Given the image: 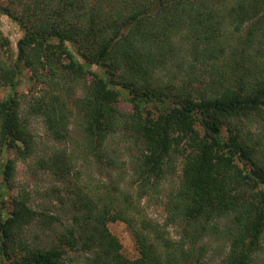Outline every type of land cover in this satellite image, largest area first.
Returning a JSON list of instances; mask_svg holds the SVG:
<instances>
[{"label":"trees","instance_id":"obj_1","mask_svg":"<svg viewBox=\"0 0 264 264\" xmlns=\"http://www.w3.org/2000/svg\"><path fill=\"white\" fill-rule=\"evenodd\" d=\"M0 14L24 32L17 56H0V91L9 90L0 99L2 202V187L15 178L9 151L35 153L18 93L27 71L28 115L41 118L56 143L75 144L111 167L117 161L108 141L124 133L138 152L139 199L158 192L180 159V183L166 197L167 221L180 224L182 244L194 247L218 234L230 242L228 264H251L264 246V137L252 129L264 135V0H5ZM179 42L188 58L179 57ZM0 50H12L1 30ZM168 53L185 72L161 86L156 73ZM121 100L134 112L121 111ZM73 106L84 120L81 145L71 130ZM37 165L62 179L74 171L65 151ZM86 189L66 187L69 198L61 203L72 222L59 244L44 247L29 246L23 230L59 218L22 197L11 212L0 201V264H65L70 250L90 264H179V257L188 263L192 248L182 245L179 256L161 250L172 242L130 190ZM116 222L131 229L138 258L124 255L108 227Z\"/></svg>","mask_w":264,"mask_h":264},{"label":"rangeland","instance_id":"obj_2","mask_svg":"<svg viewBox=\"0 0 264 264\" xmlns=\"http://www.w3.org/2000/svg\"><path fill=\"white\" fill-rule=\"evenodd\" d=\"M5 0H0L2 3ZM0 30L10 40L12 45L11 51L0 50V56L2 59H8L9 55L14 54L17 56L18 48L17 44L19 40L24 37V32L21 30L19 25L11 21V19L5 15L0 14ZM180 50L182 51L181 56L184 55L182 43ZM179 53L176 51L175 55ZM174 54H169L168 63L163 69L157 71L156 75L158 82L161 86H165L173 76L181 77L185 71V67H177V63L180 61L174 58ZM190 56V55H189ZM182 58V57H181ZM183 65V64H182ZM200 71V70H198ZM31 76L30 72L25 71V79H23L21 86L19 87L18 93L25 99H22L25 103V109L23 115L30 123V132L34 139L35 153L32 155L23 156L17 151H9L7 157L11 160L16 161L15 178L10 184L4 185L3 196L4 201L1 206L7 212H11L13 208V200L15 198H25L28 200L30 207L39 212L54 217H58L59 220L53 221L52 224H46L41 226L38 222L32 226H28L23 230L22 238L29 246H40L44 247L48 244H59V237L61 233H66L67 227L71 224L70 211L67 207L61 203L63 200L67 201L69 195L67 194L66 187L70 186L71 189L79 186L89 192L94 190L90 194H96V189L99 187L107 188L115 187L119 185L122 189H128L123 191H131L135 196V202L140 207L144 216L156 222L157 226H161L162 231L166 233V237L172 242V247L169 249L161 248L165 252H175L180 255L178 248L183 244L181 242V226L180 224H169L167 221L168 210H167V197L166 192H170L176 188L182 176V161L178 159L176 161L175 174H168L167 178L161 184L159 191L155 192L150 190L149 193L143 196L142 199L137 197L140 193L138 190L139 181L135 179L133 166V155H137V148L133 146L132 140L127 138L124 133H119L117 136L109 139L108 151L116 161V166H107L100 163L93 157H86L84 153L78 150V146L75 144L61 145L56 143L51 136L48 134L44 121L38 117H31L28 115V102L32 99L33 94L30 93L31 86L27 84L26 80ZM205 78V77H204ZM74 85V83H73ZM8 89H2L0 91V99H3L8 94ZM77 95H81L82 92L77 91ZM121 111L127 114L134 112L133 105L125 100H121L118 104ZM73 119L71 130L74 140L82 143V129L84 120L78 115V110L73 106ZM256 135H260L263 138V132L257 127L252 128ZM264 140V138H263ZM77 147V148H76ZM66 152L69 158L72 160V167L74 171L71 172L69 178L76 184L72 183L68 179H62L53 169L45 170L37 165L38 161L48 159L51 161L53 156L60 152ZM107 168V169H105ZM108 170V171H107ZM97 187V188H96ZM96 188V189H95ZM110 231L120 240L123 245V253L126 257L133 260L138 258V250L136 239L131 229L122 222L110 223ZM205 243V244H204ZM184 250L187 251L189 248L194 250L193 255L188 259L187 264H228L227 259L230 252V242L225 241L222 236L213 234L210 239L206 242H201L194 247L190 244H184ZM175 253V254H176ZM179 264H185L179 257ZM7 264H14L13 260L7 262ZM65 264H90V261L84 260V257L78 255L75 251H69L66 257ZM251 264H264V246L254 257Z\"/></svg>","mask_w":264,"mask_h":264}]
</instances>
